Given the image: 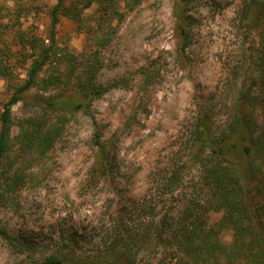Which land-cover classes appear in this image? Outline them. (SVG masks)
<instances>
[{
    "label": "rangeland",
    "instance_id": "1",
    "mask_svg": "<svg viewBox=\"0 0 264 264\" xmlns=\"http://www.w3.org/2000/svg\"><path fill=\"white\" fill-rule=\"evenodd\" d=\"M33 1L32 13L19 21L6 19L2 28L16 51L22 46L16 32L40 37L50 29L49 6L55 0ZM246 1L192 0V39L185 52L175 31L174 0L130 5L106 0L86 9L81 21L61 18L57 44L75 56L79 72L92 68L94 81L107 91L67 116L48 154L18 158L15 170L22 169L24 184L0 201V225L28 241L30 255L15 254L0 238V264H26L25 256L42 261L70 238L77 254L88 259L104 251L125 225L134 230L136 264L159 263L141 234L162 210L174 211L196 191L199 169L188 150L195 118L208 113L214 127H221L253 72L260 44L258 31L243 20ZM0 4L15 9V0ZM28 68L29 60L20 61L15 79L0 78V108ZM41 114L22 103L13 108L15 121ZM17 133L14 127L13 136ZM98 137L109 155L103 175L94 171ZM20 149L14 141L13 152ZM175 171L185 174L181 196L166 187ZM208 209L210 223L223 215L218 205ZM131 235H125L128 247ZM220 238L230 245L233 233L225 229Z\"/></svg>",
    "mask_w": 264,
    "mask_h": 264
},
{
    "label": "trees",
    "instance_id": "2",
    "mask_svg": "<svg viewBox=\"0 0 264 264\" xmlns=\"http://www.w3.org/2000/svg\"><path fill=\"white\" fill-rule=\"evenodd\" d=\"M106 0H55L49 6L50 29L45 36L27 37L16 32L21 49L9 45L2 28L8 21L32 13L33 0H15L14 8L0 4V78L10 83L20 61L29 60L27 77L13 87L11 98L0 108V201L24 184L22 169L15 170L18 158L44 157L61 136L69 114H74L107 88L94 81L92 68L76 69L74 55L64 52L56 40V27L62 17L81 21L83 12ZM108 1V0H107ZM110 1V0H109ZM142 0H125L127 5ZM175 31L180 38V50L191 44L192 0H174ZM243 20L258 31L260 50L253 63L249 83H244L236 103L221 127L215 128L214 118L201 112L195 118L188 140L189 156L198 165L196 191L183 198L173 210H162L157 219L146 224L141 234L150 253L159 254L158 264H264V0H247L243 5ZM3 44V46H2ZM51 68V72L41 77ZM38 89L41 93L33 94ZM22 103L42 111L38 119L24 117L15 121L13 108ZM18 133L13 136V128ZM18 141L20 153L12 144ZM99 146L94 171L105 174L108 153ZM31 156V157H30ZM188 162H184L186 167ZM185 174L174 172L167 180V189H176L181 196ZM223 209L222 217L210 223L209 206ZM124 226V225H123ZM107 244L106 250L86 257L77 254L75 238L59 245L42 261L25 256L26 264H136L132 252L135 244L133 228L125 225ZM230 229L233 241L222 242L220 234ZM131 245L125 244V235ZM0 238L18 255L29 254L30 243L13 236L0 225ZM128 242V243H129ZM156 254V255H157Z\"/></svg>",
    "mask_w": 264,
    "mask_h": 264
}]
</instances>
